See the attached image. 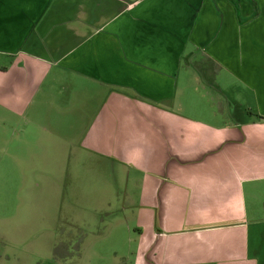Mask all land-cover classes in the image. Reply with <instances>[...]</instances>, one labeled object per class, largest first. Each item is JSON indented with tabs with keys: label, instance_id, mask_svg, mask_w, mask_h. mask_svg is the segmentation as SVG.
I'll return each mask as SVG.
<instances>
[{
	"label": "crops",
	"instance_id": "0c3cea01",
	"mask_svg": "<svg viewBox=\"0 0 264 264\" xmlns=\"http://www.w3.org/2000/svg\"><path fill=\"white\" fill-rule=\"evenodd\" d=\"M0 58V106L66 88L70 162L136 189L104 233H57L55 264H264V0H0ZM123 224L132 249L96 244Z\"/></svg>",
	"mask_w": 264,
	"mask_h": 264
},
{
	"label": "rangeland",
	"instance_id": "374dc122",
	"mask_svg": "<svg viewBox=\"0 0 264 264\" xmlns=\"http://www.w3.org/2000/svg\"><path fill=\"white\" fill-rule=\"evenodd\" d=\"M10 65L8 58H0V73ZM34 75L35 72L31 77ZM7 82L0 74V97ZM44 90L37 96L39 104L34 111L14 112L0 106V256L20 253L22 264L34 261L55 264L52 257L62 256L59 255L61 245L55 244L57 233H74V237L85 230L104 233L109 229V212L120 213L117 209L121 203L125 206L128 196L136 192L125 174H114L102 162L94 159L82 162L78 158L77 162H70L72 145L68 138L80 130L64 116L72 103L65 94L66 88L53 91L51 100ZM56 107L63 114L59 116L60 122L55 121ZM35 177L40 189L28 192ZM95 210L98 218L103 219L104 227L93 222V227L86 226L85 222L95 217ZM124 224L115 231L121 233L116 242L100 239L103 242L96 244L102 250L132 249L134 244L127 237ZM3 260L1 257L0 264Z\"/></svg>",
	"mask_w": 264,
	"mask_h": 264
}]
</instances>
